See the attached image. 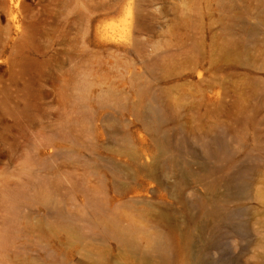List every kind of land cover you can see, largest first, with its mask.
Here are the masks:
<instances>
[{"label": "rangeland", "instance_id": "rangeland-1", "mask_svg": "<svg viewBox=\"0 0 264 264\" xmlns=\"http://www.w3.org/2000/svg\"><path fill=\"white\" fill-rule=\"evenodd\" d=\"M0 264H264V0H0Z\"/></svg>", "mask_w": 264, "mask_h": 264}]
</instances>
